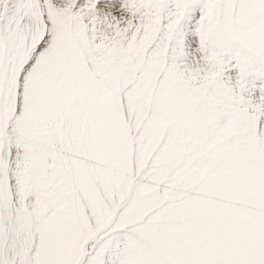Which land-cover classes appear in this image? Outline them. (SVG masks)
Returning a JSON list of instances; mask_svg holds the SVG:
<instances>
[{
    "label": "snow or ice",
    "instance_id": "snow-or-ice-1",
    "mask_svg": "<svg viewBox=\"0 0 264 264\" xmlns=\"http://www.w3.org/2000/svg\"><path fill=\"white\" fill-rule=\"evenodd\" d=\"M0 264H264V0H0Z\"/></svg>",
    "mask_w": 264,
    "mask_h": 264
}]
</instances>
